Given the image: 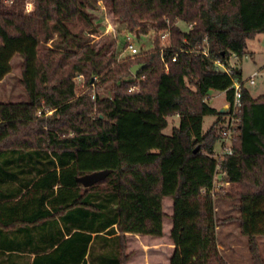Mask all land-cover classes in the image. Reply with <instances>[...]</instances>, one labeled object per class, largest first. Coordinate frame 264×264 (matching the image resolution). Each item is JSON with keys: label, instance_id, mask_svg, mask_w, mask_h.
I'll return each instance as SVG.
<instances>
[{"label": "trees", "instance_id": "16d2710c", "mask_svg": "<svg viewBox=\"0 0 264 264\" xmlns=\"http://www.w3.org/2000/svg\"><path fill=\"white\" fill-rule=\"evenodd\" d=\"M98 1L128 32L168 28L170 45L161 51L156 36L141 55L116 58L114 38L91 42ZM259 32L264 0H35L30 13L24 0H0V80L19 54L27 95L0 102V264H127V233L162 235L164 198L172 201L168 264H227L217 247L211 156L226 113L208 107V91L230 99L231 81L214 61L241 59ZM138 63L145 66L133 74ZM76 75L111 94L92 99L89 88L76 97ZM241 90L222 181L252 264H264L254 240L264 234V92ZM45 108L53 116H38ZM173 114L179 125L165 135ZM103 169L89 187L76 180Z\"/></svg>", "mask_w": 264, "mask_h": 264}, {"label": "rangeland", "instance_id": "374dc122", "mask_svg": "<svg viewBox=\"0 0 264 264\" xmlns=\"http://www.w3.org/2000/svg\"><path fill=\"white\" fill-rule=\"evenodd\" d=\"M95 16V22L98 25V32L94 33L91 42L104 39L110 36L115 39L117 46L116 58L121 59L128 55L125 50V36L127 33L131 35L133 32H128L118 28L113 15L101 1H98L95 8L90 10ZM177 24L184 30H187L188 23L177 21ZM112 28H114L112 30ZM109 29L108 33L106 30ZM112 30V31H111ZM160 32L154 29H148L147 33H141L133 38L134 46L139 50L140 55L144 50L152 48L155 37L158 36V41L162 45L167 41L162 40L159 36ZM91 36V35H90ZM44 45V44H43ZM51 40L46 42L45 46H50ZM10 71L0 80V102H14L26 100L27 95L21 83V67L22 59L19 54H14L11 61ZM229 64L241 71V78L244 81V86L248 89L253 97H258L264 92V32L255 34L247 40L246 53L239 58L231 56ZM253 72H257L255 82L250 84L249 77ZM76 97L88 92L91 88V98L94 99V94L98 92L100 96L110 95L109 87L96 91L93 84L94 77L87 83L84 75H76L74 78ZM209 99L207 105L213 111L219 110L227 101V93L224 89H210L208 91ZM208 112L203 116L202 129L206 130L215 120L216 114ZM52 110L45 108V113L37 112L42 118L51 117ZM179 125V116L173 114L167 117V125L163 128L162 133L171 135L173 128ZM49 125L46 123V125ZM219 147V144H217ZM230 185H222L214 195V211L216 220V239L217 247L221 257L227 264H252V253L248 238L241 233L239 225V209L237 201L230 200L224 196L230 189ZM163 232L159 237L150 235L129 234L127 235V253L129 259L127 264H168V258L173 251V243L169 236L171 229L172 201L170 198L163 200ZM255 249L261 260L264 261V234L255 236Z\"/></svg>", "mask_w": 264, "mask_h": 264}, {"label": "built area", "instance_id": "2783aa9c", "mask_svg": "<svg viewBox=\"0 0 264 264\" xmlns=\"http://www.w3.org/2000/svg\"><path fill=\"white\" fill-rule=\"evenodd\" d=\"M8 1V0H6ZM34 3L35 0H24V11L26 13H30L34 9ZM192 23H188V28H191ZM114 28H112L113 30ZM111 30V31H112ZM109 29L106 30L108 33ZM136 33H133L132 35L130 33H127L125 36V50L128 51V55L134 56L139 52V50L134 46L133 38L135 37ZM140 34H138L139 37ZM159 36L162 40L167 41L166 44L163 42L161 45L160 50L162 51L165 47L170 45V31L169 29H165L160 32ZM206 42V38H204ZM207 43V42H206ZM204 43L202 51L204 54L208 55V47L207 44ZM234 58H237L236 55H232ZM231 58V57H230ZM229 58V59H230ZM176 55L172 57V60L175 61ZM165 66V72H168V65L166 62H164ZM214 66L216 70L222 71L225 73V75L230 79V99L226 101V103L229 106L228 112H226L225 119L223 123L221 124V132L220 137L217 139L215 145L212 148L211 156L216 160V166L214 169V175H213V188H212V194H215L216 191H218L219 187L222 185H228V181H222L223 176L225 175V171L221 167V161L224 158L225 155L232 153V139L233 134L236 130L237 123L239 121L238 112L240 111L242 101V86H244V81L242 78H237L233 76L234 72V66H231L229 64H225L219 60L214 61ZM255 76H257V72H253L251 76L248 79V82L250 84H253L255 82ZM130 90H134V86H130ZM217 144H219V147H217Z\"/></svg>", "mask_w": 264, "mask_h": 264}, {"label": "water", "instance_id": "95a60500", "mask_svg": "<svg viewBox=\"0 0 264 264\" xmlns=\"http://www.w3.org/2000/svg\"><path fill=\"white\" fill-rule=\"evenodd\" d=\"M136 36H138L137 32H136ZM144 66H145L144 63L134 64L133 66H131L130 71L133 74H137L138 71L141 68H143ZM228 109H229V106L226 103L219 109V112L226 113V112H228ZM108 172H109L108 169H103V170H99V171H93V172H90V173L83 174L81 176H77L76 180L79 183H81L84 187H89V186H91V185L103 180L106 177V175L108 174Z\"/></svg>", "mask_w": 264, "mask_h": 264}, {"label": "crops", "instance_id": "0c3cea01", "mask_svg": "<svg viewBox=\"0 0 264 264\" xmlns=\"http://www.w3.org/2000/svg\"><path fill=\"white\" fill-rule=\"evenodd\" d=\"M130 233H127V235H129Z\"/></svg>", "mask_w": 264, "mask_h": 264}]
</instances>
